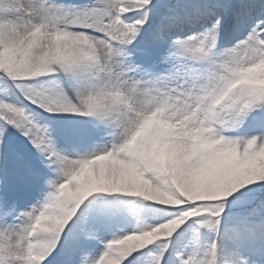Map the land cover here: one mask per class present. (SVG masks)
<instances>
[{"label":"snow or ice","instance_id":"obj_1","mask_svg":"<svg viewBox=\"0 0 264 264\" xmlns=\"http://www.w3.org/2000/svg\"><path fill=\"white\" fill-rule=\"evenodd\" d=\"M0 264H264V0H0Z\"/></svg>","mask_w":264,"mask_h":264}]
</instances>
